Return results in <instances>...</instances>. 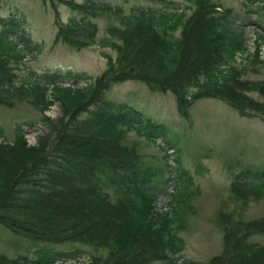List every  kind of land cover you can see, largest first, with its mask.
Returning <instances> with one entry per match:
<instances>
[{
	"label": "trees",
	"instance_id": "16d2710c",
	"mask_svg": "<svg viewBox=\"0 0 264 264\" xmlns=\"http://www.w3.org/2000/svg\"><path fill=\"white\" fill-rule=\"evenodd\" d=\"M43 1L55 10V43L76 50L98 43L118 55L113 60L101 51L108 65L89 87L52 84L48 95L50 87L41 81L19 83L15 67L35 57L31 52L41 51V45L14 21L0 18V105L27 101L41 113L50 97L61 105L56 120L44 117L50 128L36 145H28L19 131L12 143L0 142V224L34 241L106 251L80 264H179L175 257L184 244L175 212L181 193L158 211L148 183L153 173L140 166L137 146L126 141L131 130L152 139L163 135V127L128 104L106 100L104 93L116 83L137 80L151 91L173 92L183 115L194 101L217 98L241 115L264 120V100L250 96L264 97V80L247 78L264 59L243 47V31L232 27L229 10H219L214 0H190L191 15L187 9L176 12L170 0H150L166 5L162 10L136 6L130 13L95 0ZM59 4L77 15L61 20ZM100 16L116 22L97 40ZM240 52L249 63L238 67L232 61ZM231 191L240 199L264 198V171L238 173ZM253 234H264V217L225 222L223 253L202 264H264V244L248 242ZM68 254L50 249L35 259L0 254V264H52Z\"/></svg>",
	"mask_w": 264,
	"mask_h": 264
},
{
	"label": "rangeland",
	"instance_id": "374dc122",
	"mask_svg": "<svg viewBox=\"0 0 264 264\" xmlns=\"http://www.w3.org/2000/svg\"><path fill=\"white\" fill-rule=\"evenodd\" d=\"M95 1L120 5L126 13L136 6L161 10L166 7L150 0ZM170 1L176 11L191 6L190 0ZM214 1L220 3V9L229 10L232 27L243 31V47L251 55L264 57V40L260 38L264 36V12L261 9L264 0ZM58 11L63 21L78 13L64 4L58 5ZM186 11L191 15L193 9ZM0 18L14 21L33 42L41 45V51L31 52L35 57L30 56L15 65L19 83L35 79L48 87L52 84L89 87L108 65V59L101 51L108 53L113 60L118 55L117 50L98 43L81 50L62 42L55 43V10L43 0H0ZM95 21L99 27L97 40L103 39L107 35V27L116 22L105 16L97 17ZM238 58L237 63L243 62L240 56ZM255 69L258 72L253 70L247 78L264 80V66ZM250 96L258 101L264 100L257 92H251ZM104 98L117 104H128L163 127V135L154 141L132 130L127 133L126 141L137 146L140 166L153 173L148 183L158 211L164 212L169 207L174 181L176 194L181 193V204L175 215L181 226L176 233L183 241L184 250L178 255L195 263L208 262L224 251L225 222L264 217V198L240 199L231 191V184L238 173L264 171V120L259 116L241 115L227 102L217 98L198 99L190 106L187 115H183L173 92H154L137 80L114 84L105 91ZM56 108L58 113V105ZM95 108L92 106L91 111ZM35 122L43 123V133L28 136L30 145L37 144L40 137L49 131L44 115L27 101L17 102L13 107L0 105L3 133L0 142L13 141L18 131L25 135L23 126ZM248 240L264 244V234H253ZM47 249L64 253L82 250L92 255L106 254L104 249L96 251L74 242L34 241L0 224V254L12 259L19 256L35 259L41 250ZM153 264H167V261H155Z\"/></svg>",
	"mask_w": 264,
	"mask_h": 264
},
{
	"label": "built area",
	"instance_id": "2783aa9c",
	"mask_svg": "<svg viewBox=\"0 0 264 264\" xmlns=\"http://www.w3.org/2000/svg\"><path fill=\"white\" fill-rule=\"evenodd\" d=\"M81 262L89 263V257L86 255H80L74 258L58 261L55 264H80Z\"/></svg>",
	"mask_w": 264,
	"mask_h": 264
}]
</instances>
